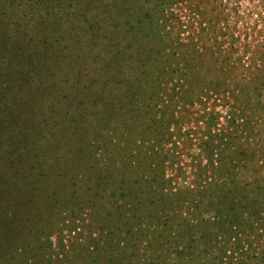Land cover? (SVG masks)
Returning <instances> with one entry per match:
<instances>
[{
	"label": "rangeland",
	"instance_id": "1",
	"mask_svg": "<svg viewBox=\"0 0 264 264\" xmlns=\"http://www.w3.org/2000/svg\"><path fill=\"white\" fill-rule=\"evenodd\" d=\"M263 201L264 0H0V264H257Z\"/></svg>",
	"mask_w": 264,
	"mask_h": 264
},
{
	"label": "trees",
	"instance_id": "2",
	"mask_svg": "<svg viewBox=\"0 0 264 264\" xmlns=\"http://www.w3.org/2000/svg\"><path fill=\"white\" fill-rule=\"evenodd\" d=\"M209 84L211 86H213V87H217V84L216 83H208L207 85H209ZM198 88H199L198 90H200L201 93L206 91V89H205L204 86H200ZM189 98L191 99V102H192L193 95L190 94L189 95ZM191 102H188V103H191ZM232 121L230 120L229 123H231ZM211 123H212V117L211 116H208L206 118V121H205L206 127L209 128V126L211 125ZM209 162H211V160ZM210 174H212L211 171L210 170H206L205 173H201V175H199V178L198 179H201V182H203L202 184H207L208 179L210 178ZM244 207L246 208V205H244ZM259 208H263V212H264V201L263 202L256 203L255 210L253 209V210H251L249 212V215H251V216L257 215V218L255 220V223H257L261 219V213L262 212L259 210ZM256 262H257V264H264V249L261 250V253H259V257L256 258Z\"/></svg>",
	"mask_w": 264,
	"mask_h": 264
}]
</instances>
